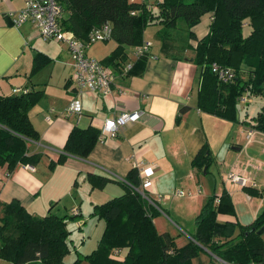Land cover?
Returning a JSON list of instances; mask_svg holds the SVG:
<instances>
[{"label":"crops","instance_id":"1","mask_svg":"<svg viewBox=\"0 0 264 264\" xmlns=\"http://www.w3.org/2000/svg\"><path fill=\"white\" fill-rule=\"evenodd\" d=\"M135 1L152 7L156 0ZM22 7V0H0V94L11 95L15 88L43 92L28 109L40 140L27 145L29 154L42 153V157L35 165L18 164L9 177L0 181V203L17 200L36 216L49 210L57 215H71L78 210L76 218L68 219L72 249L63 264H72L79 254H87L96 247L104 222L90 215L93 205L124 192L120 182L133 168L134 155L157 165L148 189L157 205L153 221L159 232L175 237L178 246L194 231L195 217L203 201L216 194L217 202L223 190L230 199L229 204L221 205L217 220L240 225L253 221L264 207V133L256 130L248 142V126L198 109V67L192 60L191 47L187 48L188 44L195 46L196 40H187L184 26L182 33L173 35H167L160 24L148 26L144 31V39L151 42L148 53L139 57L134 55V48L125 49V58L132 65L137 63L138 74L123 71V59L116 60L117 67L108 64L115 73L111 93L100 96L83 90L78 94L72 80L73 58L66 44L44 40L30 22L16 26L7 16V12ZM211 19V12L205 13L191 28L197 39L206 35ZM163 35L168 38L165 42ZM113 44L116 46L115 41ZM37 52L49 61L31 73ZM108 54L98 60L104 62ZM86 55L91 57L87 52ZM76 99L81 105L80 115H67L68 105ZM183 106L188 108L176 121ZM125 110L140 111L139 119L120 128L114 137L98 140L86 158L71 155L64 163L49 167L73 126L92 125L99 129L104 119ZM48 116L50 121L46 120ZM204 143L214 160L208 169L198 171L191 161ZM0 168L3 171L6 167ZM232 169L248 176L256 185L225 182L224 176ZM86 173L104 176L110 182L102 189H91ZM248 188L257 194H248ZM176 189L192 195L178 197L174 195ZM262 237L264 241V233ZM126 252L123 248L112 258L121 261ZM213 258L216 259L212 253L202 249L191 264H210ZM0 264L13 263L0 258ZM76 264L91 263L80 259Z\"/></svg>","mask_w":264,"mask_h":264},{"label":"trees","instance_id":"2","mask_svg":"<svg viewBox=\"0 0 264 264\" xmlns=\"http://www.w3.org/2000/svg\"><path fill=\"white\" fill-rule=\"evenodd\" d=\"M208 12L212 14L208 32L197 39L191 28ZM179 19L185 23L187 40H196L195 46L188 44L187 48L191 47L192 60L198 67V109L264 133V104L255 115L243 119L237 107L238 97L244 93L264 97V0H156L152 7L135 0H67L63 2L60 25L86 40L93 28L109 24L110 39L116 46L104 63L117 67L116 60L125 59L127 47L135 48L147 41L144 31L148 26L160 24L167 35L178 34L173 30ZM244 26L249 27L247 34L243 33ZM163 39L165 42L168 38L163 35ZM48 61L37 52L31 73ZM213 62L232 69L233 78L226 82L218 79L211 70ZM127 73L138 74L137 63ZM42 94L39 90L0 94V166L10 172L18 164L35 165L42 157V153L29 154L27 147L30 141L40 140L28 109ZM186 108L180 107L176 121ZM99 133L92 125L73 126L49 167L53 169L71 155L86 158L99 140ZM213 160L204 143L191 165L198 171L206 170ZM85 176L91 189H102L110 182L93 173ZM120 183L125 188L123 193L93 205L90 215L104 222L102 234L96 247L87 254H79L72 264L80 259L91 264H191L202 249L227 262L264 264L263 234L256 232L264 225V207L249 225L220 222L217 214L230 198L223 190L217 203V195L213 194L203 201L189 239L178 246L169 232L156 229L153 218L157 209L141 194L137 169L131 168ZM246 190L248 194H257L256 190ZM78 215V210L71 215H57L49 210L36 216L17 200L0 203V258L13 264H63L72 249L68 219ZM123 248L127 249L123 259H113L118 256L114 251ZM210 264L220 263L213 258Z\"/></svg>","mask_w":264,"mask_h":264},{"label":"built area","instance_id":"3","mask_svg":"<svg viewBox=\"0 0 264 264\" xmlns=\"http://www.w3.org/2000/svg\"><path fill=\"white\" fill-rule=\"evenodd\" d=\"M23 7L19 10L7 12V16L11 19L12 23L16 26L23 24L24 22H30L38 31L39 35L44 40H56L62 41L66 44L73 58V72L72 80L73 85L79 94L83 90L96 93L100 96L108 95L111 93L114 82V69L104 62L89 57L86 55V49L97 41H107L110 39L109 24L104 23L98 27L93 28L86 40L77 38L72 32L64 30L60 25V19L63 12V2L67 0H22ZM149 7V6H148ZM150 41H144L141 45L134 48L133 53L135 56H140L142 53L149 50ZM132 66V63L128 59L120 62V67L123 71H128ZM211 70L214 72L218 79L223 82L230 81L234 74L232 69L226 66H222L216 62L211 64ZM14 93H27V89L15 88ZM238 100L242 103L250 102L246 96L238 97ZM74 113L80 115L81 105L79 100H72L66 109V114ZM140 117V111H120L116 115L110 118H106L102 121L99 127V140H103L106 137H114L120 128L127 124L136 122ZM47 121H50L49 116L46 117ZM246 139L251 141L253 135L257 132L255 129L246 130ZM133 167L137 169L140 179V192L141 194L155 206L156 203L151 194L148 193V189L152 184L153 175L155 172L156 164H149L141 160L134 155ZM10 171L0 168V181L3 178L9 177ZM225 182L238 183L240 185L255 186V181L250 180L248 176L242 174L235 169L230 170L224 176ZM200 192V190H197ZM148 195H147V194ZM174 195L178 197L191 196L190 192H185L181 189H176ZM160 197V195H158ZM115 255L119 254V250L114 251ZM220 264H242L235 262H227L221 259H217Z\"/></svg>","mask_w":264,"mask_h":264},{"label":"rangeland","instance_id":"4","mask_svg":"<svg viewBox=\"0 0 264 264\" xmlns=\"http://www.w3.org/2000/svg\"><path fill=\"white\" fill-rule=\"evenodd\" d=\"M183 26L185 27L184 21L182 19H179L176 23V26H175L176 30L175 31H177L178 33H182ZM248 32H249V27L244 26L243 27V33L247 34ZM113 43H114V41L113 42L112 41H105V42H102V41L98 42L97 41V42L91 44V46H89L86 49V52L88 55H91V57L98 59V58H101V56H104L110 52V50L115 46ZM243 96L248 97L249 99H251V101L248 103H245V104L239 102L237 107H238V110L240 113V117L241 118L251 117V116L255 115L257 113V111H259L260 108L263 106L264 97L250 96V95H247V93H244ZM211 154H212V152H211ZM215 174H216V179L219 180L218 173L215 172ZM83 237H85V236L83 235ZM76 240H80V238H78Z\"/></svg>","mask_w":264,"mask_h":264},{"label":"water","instance_id":"5","mask_svg":"<svg viewBox=\"0 0 264 264\" xmlns=\"http://www.w3.org/2000/svg\"><path fill=\"white\" fill-rule=\"evenodd\" d=\"M253 230V229H251ZM258 234H263L264 233V225L262 227H260L257 231Z\"/></svg>","mask_w":264,"mask_h":264}]
</instances>
